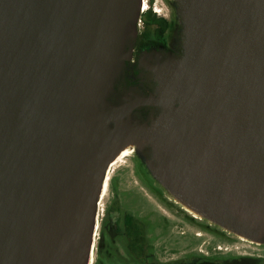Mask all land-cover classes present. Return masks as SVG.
<instances>
[{"label": "water", "instance_id": "water-1", "mask_svg": "<svg viewBox=\"0 0 264 264\" xmlns=\"http://www.w3.org/2000/svg\"><path fill=\"white\" fill-rule=\"evenodd\" d=\"M179 51H143V0H0V264H90L126 148L185 210L264 244V0H165Z\"/></svg>", "mask_w": 264, "mask_h": 264}, {"label": "flooded vegetation", "instance_id": "flooded-vegetation-1", "mask_svg": "<svg viewBox=\"0 0 264 264\" xmlns=\"http://www.w3.org/2000/svg\"><path fill=\"white\" fill-rule=\"evenodd\" d=\"M146 1L149 4L142 13L133 55L125 70L127 84L142 83L136 66L143 51H179L172 32L174 20L171 8L167 4L166 8L170 9L168 14L157 13L155 1ZM128 156L133 160V168L106 177L99 203L107 187L110 195L101 213L99 206L97 208L94 231V236L96 233L97 236L93 241L90 264H264V253L242 251L236 245L233 248L222 246L223 236L232 241L256 243L228 233L185 210L140 168L134 154ZM138 189L151 193L160 210L147 203L145 194ZM191 222L198 231L186 235L182 228ZM177 226L179 229L174 230ZM202 229H207L215 240L207 242V250L201 248L205 243L201 238ZM186 239L194 243L197 240L196 247L178 249L179 254L174 255V250H177L174 244Z\"/></svg>", "mask_w": 264, "mask_h": 264}, {"label": "rangeland", "instance_id": "rangeland-1", "mask_svg": "<svg viewBox=\"0 0 264 264\" xmlns=\"http://www.w3.org/2000/svg\"><path fill=\"white\" fill-rule=\"evenodd\" d=\"M154 1L156 3L155 10L157 13H163L164 12V13L168 14L170 12V9L166 8L167 2L165 0H154ZM145 3H146V6L149 4V2H147V1ZM140 28H141V22L138 26V29H140ZM131 155H132V153H131ZM131 168H133V160L131 159L130 156H125L124 158L118 160L114 165H112V167L110 166V168L107 171V177L112 175L114 172L115 173L116 172L122 173L124 170L129 171ZM138 190L145 194L144 197L146 198L147 203H149L152 207H155V208L157 207L156 206L157 202L151 193H149V192L147 193L142 189H138ZM109 192H110L109 188L107 187V189L105 190V194H104L103 198L101 199L100 203L98 202L97 208L99 206V212L100 213L102 212V208H105V206L108 203V197L110 195ZM158 209L160 210V208H158ZM99 216L101 217V214ZM195 227L191 222L190 225L184 226L182 229L185 231V234L187 235L190 232L198 231V228H195ZM176 229H179V226L174 227V230H176ZM207 231H208L207 229L205 231H203V229H202V237L201 238L203 240H205V243L202 244L201 248L204 250H207V248H209V245L207 244V242L211 243V241L212 242L215 241L213 239L212 235ZM96 236H97V233L95 234L94 239H96ZM221 241H223L222 246H228L230 248H233L234 245H236L239 248V250H242V251H252V252L264 253V244H260V245L259 244H251L249 242L242 241V240L232 241L231 238L224 237V236H223ZM189 242H191V240L186 239V240H183V242L180 241L179 243L174 244V246H175L174 248L177 249V250H174V255L179 254L178 249L183 250V249H191V248L196 247V244L198 241L195 240V243L192 241L188 245ZM230 243H233V244H230ZM94 258H95V255H94Z\"/></svg>", "mask_w": 264, "mask_h": 264}, {"label": "bare ground", "instance_id": "bare-ground-1", "mask_svg": "<svg viewBox=\"0 0 264 264\" xmlns=\"http://www.w3.org/2000/svg\"><path fill=\"white\" fill-rule=\"evenodd\" d=\"M143 8L145 9V4H143ZM129 155V151L125 148L121 153L120 155H118V157L115 159V161H113L110 166L112 167V165H114L118 160L124 158L125 156H128ZM107 184V183H106ZM91 261V259H90Z\"/></svg>", "mask_w": 264, "mask_h": 264}, {"label": "built area", "instance_id": "built-area-1", "mask_svg": "<svg viewBox=\"0 0 264 264\" xmlns=\"http://www.w3.org/2000/svg\"><path fill=\"white\" fill-rule=\"evenodd\" d=\"M145 2H146V0H143V4H145V7L147 8V6H146V3H145ZM146 8H145V9H146ZM145 9H144V8H142V12H144V10H145ZM140 22H141V21H140Z\"/></svg>", "mask_w": 264, "mask_h": 264}]
</instances>
